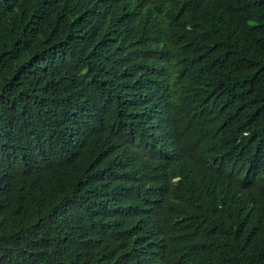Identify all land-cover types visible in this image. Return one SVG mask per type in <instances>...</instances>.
Listing matches in <instances>:
<instances>
[{
	"label": "trees",
	"instance_id": "trees-1",
	"mask_svg": "<svg viewBox=\"0 0 264 264\" xmlns=\"http://www.w3.org/2000/svg\"><path fill=\"white\" fill-rule=\"evenodd\" d=\"M0 264H264V0H0Z\"/></svg>",
	"mask_w": 264,
	"mask_h": 264
}]
</instances>
